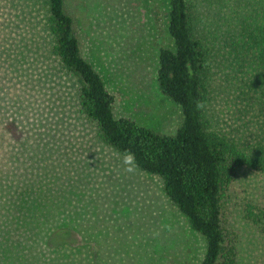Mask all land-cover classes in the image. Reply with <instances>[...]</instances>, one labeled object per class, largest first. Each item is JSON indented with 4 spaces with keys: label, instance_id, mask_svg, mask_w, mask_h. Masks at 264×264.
Listing matches in <instances>:
<instances>
[{
    "label": "rangeland",
    "instance_id": "374dc122",
    "mask_svg": "<svg viewBox=\"0 0 264 264\" xmlns=\"http://www.w3.org/2000/svg\"><path fill=\"white\" fill-rule=\"evenodd\" d=\"M186 1L209 50L207 128L264 157V0ZM64 8L115 118L173 134L181 108L156 82L160 47L174 48L169 0H64ZM47 19L44 0H0V183L22 168L26 182L49 181L52 206L65 211L47 217L56 264H200L204 239L162 180L125 172L122 154L81 112L77 76L54 54ZM263 210L264 172L233 164L220 212L234 264H264Z\"/></svg>",
    "mask_w": 264,
    "mask_h": 264
},
{
    "label": "trees",
    "instance_id": "16d2710c",
    "mask_svg": "<svg viewBox=\"0 0 264 264\" xmlns=\"http://www.w3.org/2000/svg\"><path fill=\"white\" fill-rule=\"evenodd\" d=\"M44 1L53 52L62 67L77 76L79 108L96 123L99 138L120 154L133 152L138 169L162 180L165 194L204 239L200 264H234L233 248L226 244L222 226L221 191L231 179L233 164L264 172V157L247 156L221 133L209 130L202 109L195 107L206 97L209 50L196 37L187 1L169 0L168 32L174 48L160 47L158 54V89L182 112L181 124L173 134L128 117L115 118L113 95L82 56L64 0ZM18 163L24 166L23 159ZM25 178L22 168L0 183V264H56L52 255L57 248L46 242L55 222L47 217L55 212L53 208L57 212L63 208L52 206V187L43 185L49 181L41 178L40 184ZM261 213L264 218V210Z\"/></svg>",
    "mask_w": 264,
    "mask_h": 264
},
{
    "label": "clouds",
    "instance_id": "9594fccd",
    "mask_svg": "<svg viewBox=\"0 0 264 264\" xmlns=\"http://www.w3.org/2000/svg\"><path fill=\"white\" fill-rule=\"evenodd\" d=\"M204 106L205 105L203 101H198L195 105L197 110L203 109ZM121 164L124 168V171L127 173H135L139 167L136 156L131 151H125L121 155Z\"/></svg>",
    "mask_w": 264,
    "mask_h": 264
}]
</instances>
